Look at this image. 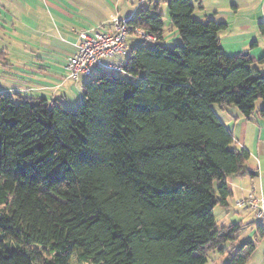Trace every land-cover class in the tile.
Segmentation results:
<instances>
[{
    "label": "trees",
    "instance_id": "trees-1",
    "mask_svg": "<svg viewBox=\"0 0 264 264\" xmlns=\"http://www.w3.org/2000/svg\"><path fill=\"white\" fill-rule=\"evenodd\" d=\"M167 8L180 46H163V16L141 8L127 26L155 40L130 47L120 72L94 70L76 110L0 93V264L249 260L264 225L241 241L247 225L213 211L230 208L227 179L247 174L250 154L212 106L264 119L252 68L264 57L227 56L226 24L199 21L190 0Z\"/></svg>",
    "mask_w": 264,
    "mask_h": 264
},
{
    "label": "crops",
    "instance_id": "crops-1",
    "mask_svg": "<svg viewBox=\"0 0 264 264\" xmlns=\"http://www.w3.org/2000/svg\"><path fill=\"white\" fill-rule=\"evenodd\" d=\"M190 1L195 7L194 17L199 21L226 24L219 33V44L227 56L247 53L255 60L264 57V36L258 31V24L264 20V0ZM161 3L165 6L167 0H0V93L40 98L65 106L76 103L73 98L80 102L82 86L88 77L80 76L72 81L65 69L69 58L78 50L80 33L109 32L113 29V19L127 21L146 7L156 14ZM161 15L165 19L162 42L179 43L169 18L164 12ZM138 38L127 37L128 49L142 43ZM124 57L108 61L120 65ZM252 68L264 72V63H255ZM212 108L231 132L234 146L250 154L247 174L227 179L232 194L230 208H221L217 221L221 225H247L243 229L249 230V234L244 240L250 239L256 235L259 222L248 207H238L235 202L251 192L264 198V119L253 115L247 120L232 106ZM240 240L243 241L241 233ZM259 247L262 250L256 255ZM246 264H264V237L258 240Z\"/></svg>",
    "mask_w": 264,
    "mask_h": 264
},
{
    "label": "built area",
    "instance_id": "built-area-1",
    "mask_svg": "<svg viewBox=\"0 0 264 264\" xmlns=\"http://www.w3.org/2000/svg\"><path fill=\"white\" fill-rule=\"evenodd\" d=\"M129 35L140 37L146 41H154L155 37L142 29L131 31L127 21L113 19V29L109 32H81L77 52L69 58L65 69L70 80L76 81L80 76H90L94 70H110L120 72L119 65L108 60L115 57H124L128 53L126 39ZM238 207H248L255 215L256 220L264 225V198L257 197L253 192L246 198L235 202Z\"/></svg>",
    "mask_w": 264,
    "mask_h": 264
},
{
    "label": "rangeland",
    "instance_id": "rangeland-1",
    "mask_svg": "<svg viewBox=\"0 0 264 264\" xmlns=\"http://www.w3.org/2000/svg\"><path fill=\"white\" fill-rule=\"evenodd\" d=\"M160 5H161V7L159 9V13L161 14L162 12H164L165 17L166 18H169L167 4L165 6H163V3H161ZM153 14H155L154 11H153ZM164 21H165V19H164ZM136 39H137V37H136ZM138 40L139 41H142L140 37L138 38ZM128 42L131 43V39H128ZM162 43H164V42H162ZM180 44H181L180 42L177 43V44H167V43H164V46L167 47V48H174L176 46H180ZM87 80H88V78H87ZM72 100L74 102H76V103H74V104H73V102L72 103H69V104L66 105V107L69 108V109H72V110H76V108H78V106H79L80 103L75 98H73ZM213 106L214 107H217L216 105H213ZM220 211H221V208L220 207H216L214 209V211H213L214 216H215V218L217 220L219 219ZM248 234H249V230L243 229L241 231V239L244 240L245 238H247L248 237ZM261 250H262V247H259L258 252H257L256 255H258V253H260ZM207 259H208V262L206 264H223V262H224V260L217 253H209ZM72 264H75L74 260H73Z\"/></svg>",
    "mask_w": 264,
    "mask_h": 264
},
{
    "label": "water",
    "instance_id": "water-1",
    "mask_svg": "<svg viewBox=\"0 0 264 264\" xmlns=\"http://www.w3.org/2000/svg\"><path fill=\"white\" fill-rule=\"evenodd\" d=\"M244 54H247V53H244Z\"/></svg>",
    "mask_w": 264,
    "mask_h": 264
}]
</instances>
